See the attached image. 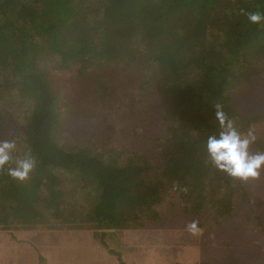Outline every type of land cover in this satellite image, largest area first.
<instances>
[{"label": "trees", "instance_id": "1", "mask_svg": "<svg viewBox=\"0 0 264 264\" xmlns=\"http://www.w3.org/2000/svg\"><path fill=\"white\" fill-rule=\"evenodd\" d=\"M252 13L259 22L249 20ZM65 71L75 73L84 101L55 87ZM111 73L122 77H105ZM257 75L263 80L264 0H0V142L15 145L0 166V227L87 221L102 238L107 229L160 220L167 194L179 201L185 218L176 209L168 213L180 225L187 217L204 231L229 217L235 227L249 224L262 200L238 212L237 205L254 199L247 185L258 183L260 172L240 177L220 169L207 142L223 130L221 111L238 133L250 134L249 155L264 154V112L233 101L234 93L241 101L253 92ZM149 94L165 106L166 126L144 132L137 150L112 144L109 125L107 133L85 132L76 143L59 135L71 114L94 117L92 103L107 112L132 108ZM26 157V176L12 175Z\"/></svg>", "mask_w": 264, "mask_h": 264}, {"label": "rangeland", "instance_id": "2", "mask_svg": "<svg viewBox=\"0 0 264 264\" xmlns=\"http://www.w3.org/2000/svg\"><path fill=\"white\" fill-rule=\"evenodd\" d=\"M105 77L121 78L122 76L119 77L111 73ZM260 77V75L255 76V81L252 84L253 92L248 95L249 98L245 94V99L239 101L235 99L237 95L240 97L239 92L233 94L235 97L233 101L238 108L242 110L248 108L247 112L253 113L255 111L264 112V78L262 80ZM54 82L56 88L61 90L64 95L73 97L75 101L76 99L83 100L86 97V93L78 89L75 73L69 74L65 71L56 76ZM72 87H75L76 90H72ZM125 88L126 91L132 90L133 86L126 84ZM90 106H92L91 111H94V117L89 114L81 117L77 114L73 117L71 114L65 118L60 128L62 132L59 134L63 142L76 143L77 140L84 137L85 132L88 134L99 132L103 135L104 132H108L106 128L104 131V125H109L112 144H122L137 150L139 146H143L142 143L146 142H142L144 132L159 134L165 130L166 123L161 114V110L165 106L162 107L153 94L142 96V98L138 96L136 105L132 108L114 106L105 112L96 103H92ZM105 118H109L108 121L104 122ZM261 131L259 133H264V124ZM256 172H260L257 174L259 175L257 178L261 176L259 182L254 185L253 182H249L247 185L250 190L249 195L254 199H251V202H241L239 206L237 205V212L248 209L249 203L258 198L262 200L264 207V166ZM69 191L77 192L74 187ZM78 193L80 194L79 191ZM173 196L175 195L167 194L161 203L164 209L162 211H166V214L164 213L160 220L147 219L146 225L142 227L107 229L102 238L101 229L94 226L89 227L88 225L93 222L88 223L87 221H85L87 224L83 225L84 227L73 226L56 229L38 227L27 230L0 227V238L5 239L4 235L7 231L19 233L24 230L23 241L28 239L34 244V247L31 243L29 244V264H168L175 259L179 261L175 264H201L202 259L209 258L214 263L220 264H264V226L259 228L258 225V217L264 220V211H261L262 205L259 206L260 210L256 209L249 224L235 227L236 218L229 217L225 219L221 227L219 225L214 230L204 231L200 227L192 226L194 221L190 217H187L189 220L187 226L180 225L179 221L176 223L170 219L168 210L176 209L178 212H175L181 216V206L177 197ZM78 198L83 201L80 196ZM172 218L174 217L172 216ZM161 222L165 225L158 227L157 223L162 224ZM170 229H173L177 235L170 237L169 232L176 234ZM167 231L168 233H161ZM179 241L183 244L187 243V245L179 244ZM170 243L173 247L162 251L160 245ZM153 248L159 252V255L154 258L152 257L154 253L149 252L153 251ZM5 251L10 252V248L6 247L5 250V247L1 246L0 264H5L4 261L2 262L4 257L9 258V254ZM31 251L33 254H30ZM149 254L150 257L147 256ZM123 256H126V262L122 260Z\"/></svg>", "mask_w": 264, "mask_h": 264}, {"label": "clouds", "instance_id": "3", "mask_svg": "<svg viewBox=\"0 0 264 264\" xmlns=\"http://www.w3.org/2000/svg\"><path fill=\"white\" fill-rule=\"evenodd\" d=\"M261 19L257 13L249 15L251 22H259ZM220 126L223 129L219 136H210L207 148L213 163L220 169L228 171L230 174L240 177L256 175L262 162L264 154L249 155L247 152L248 144L251 142L250 134L244 136L238 133L233 127L231 120H226L221 111L216 113ZM15 147L10 142H0V166L10 160V152ZM32 167L30 158L18 159L16 168L9 169L10 173L18 178H24Z\"/></svg>", "mask_w": 264, "mask_h": 264}, {"label": "crops", "instance_id": "4", "mask_svg": "<svg viewBox=\"0 0 264 264\" xmlns=\"http://www.w3.org/2000/svg\"><path fill=\"white\" fill-rule=\"evenodd\" d=\"M170 230L172 232H175L173 229H170ZM24 233H25L24 230H21L19 233L12 232V231L11 232L10 231H7V233L4 235L5 236V239L0 238L1 239L0 240V247L1 246H2V248L5 247V250H6V247L7 248L8 247L10 248V252L5 251V252H7L9 254V258H5L4 257L2 259V262L4 261L5 264H22L23 262L25 264H29L28 262H29V250H30L29 244H30V240L25 239L23 241L22 238H23ZM161 233L162 234H165V233H168V231L167 232H161ZM161 233H159V234H161ZM168 234H171L170 237H172L173 235H177V233L176 234H173V233H170V232ZM6 239H8V240H6ZM179 244H183V243H181V241H179ZM183 245H187V243H184ZM171 246H172V243L166 244V245H160V248L163 251V250L168 249ZM149 252L150 253H154L153 256H152L153 258H154V256L156 257V255H159V252H157L156 250H154V248H153V251H149ZM111 254L113 256H116L113 253H111ZM147 256L150 257V254L147 255ZM109 257H110V255H109ZM125 257L126 256H123L122 257V260L126 262L127 259H125ZM0 259H1V256H0ZM176 262H179V261L177 259L171 260L168 264H175Z\"/></svg>", "mask_w": 264, "mask_h": 264}]
</instances>
